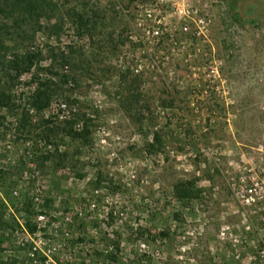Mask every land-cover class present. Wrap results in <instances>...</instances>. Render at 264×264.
Segmentation results:
<instances>
[{
    "label": "rangeland",
    "instance_id": "obj_1",
    "mask_svg": "<svg viewBox=\"0 0 264 264\" xmlns=\"http://www.w3.org/2000/svg\"><path fill=\"white\" fill-rule=\"evenodd\" d=\"M46 1L0 0V264H253L264 0H191L187 32L167 9L158 44L136 26L155 0Z\"/></svg>",
    "mask_w": 264,
    "mask_h": 264
},
{
    "label": "built area",
    "instance_id": "obj_2",
    "mask_svg": "<svg viewBox=\"0 0 264 264\" xmlns=\"http://www.w3.org/2000/svg\"><path fill=\"white\" fill-rule=\"evenodd\" d=\"M191 0H155L150 5L146 4H137L136 12L138 18H136V26L141 27L144 30V35L147 39L150 38L152 44L159 43L160 39L163 37L164 33L170 30L168 28V23L166 22V17L164 15L165 10L168 9L169 12L176 15L178 19L183 21V32H187L189 30L188 21L193 17V9L190 4ZM123 3V1H122ZM118 8H123L121 1L118 3ZM142 17L147 20L145 22L142 20ZM197 26L203 32V30H207V23L204 21V18H199L197 21ZM143 65L140 67L142 69ZM123 69H126V66H123ZM61 109L65 108L64 104L60 105ZM31 113L34 110L30 111ZM64 117V116H61ZM10 147V145L8 146ZM16 193V192H15ZM260 199H263V195L259 196ZM253 201L256 198H251ZM249 202V200H247ZM264 207L261 208V223L257 224H247L245 226V234L241 240H234L238 242V244H243L246 246H250L253 248V253L248 255V259L253 264H264ZM37 227L40 229L41 225H43L46 221V216L43 212H39L37 216ZM25 234L29 236V233L25 231ZM66 236L69 233H65ZM34 250L40 248V244H43L41 238H39L38 242H34ZM142 247L145 245L142 244ZM34 254L32 253V256ZM239 257V255L237 256Z\"/></svg>",
    "mask_w": 264,
    "mask_h": 264
},
{
    "label": "trees",
    "instance_id": "obj_3",
    "mask_svg": "<svg viewBox=\"0 0 264 264\" xmlns=\"http://www.w3.org/2000/svg\"><path fill=\"white\" fill-rule=\"evenodd\" d=\"M16 1V7L18 11L23 12L24 14L28 16H40L48 9V3L46 0H15ZM75 18L77 19L78 29L81 33L84 32L85 29H88L90 26V19H88V15L84 11H79L74 13ZM31 56L26 57V61H24V65H31ZM19 66V65H17ZM25 69V68H24ZM48 91L44 89H38L34 101V106L40 110L41 108L45 107L47 105L48 98ZM6 95L1 92L0 93V105H4L7 103ZM161 139L158 134H154V141L152 144H150V149H154L156 146L160 145ZM178 191L179 188L177 189ZM177 191V192H178ZM186 191V190H185Z\"/></svg>",
    "mask_w": 264,
    "mask_h": 264
}]
</instances>
